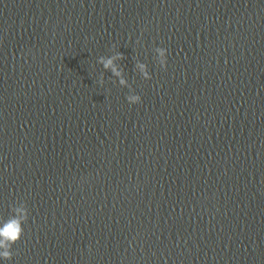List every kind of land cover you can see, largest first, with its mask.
Masks as SVG:
<instances>
[{
  "label": "water",
  "instance_id": "1",
  "mask_svg": "<svg viewBox=\"0 0 264 264\" xmlns=\"http://www.w3.org/2000/svg\"><path fill=\"white\" fill-rule=\"evenodd\" d=\"M20 203L5 264H264V0H0Z\"/></svg>",
  "mask_w": 264,
  "mask_h": 264
},
{
  "label": "clouds",
  "instance_id": "2",
  "mask_svg": "<svg viewBox=\"0 0 264 264\" xmlns=\"http://www.w3.org/2000/svg\"><path fill=\"white\" fill-rule=\"evenodd\" d=\"M157 59L162 69L167 68L168 64V50L165 48L157 47L155 49ZM122 58V57H120ZM105 69H110L116 76H120L119 69L115 66L114 60L109 58L101 60ZM145 80H151L152 77L147 71L146 65H139ZM121 85H126V81L121 79ZM140 95H132L127 97L129 104L136 105L141 103ZM14 216L10 219L0 221V264H5L7 261L13 259V247L18 244L24 235V225L29 219V209L25 203H20L19 206L13 208Z\"/></svg>",
  "mask_w": 264,
  "mask_h": 264
}]
</instances>
